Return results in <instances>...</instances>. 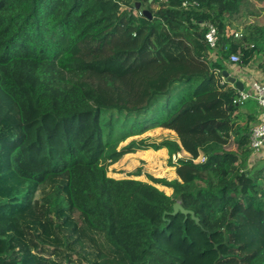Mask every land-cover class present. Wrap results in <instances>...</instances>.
Segmentation results:
<instances>
[{"label": "trees", "instance_id": "1", "mask_svg": "<svg viewBox=\"0 0 264 264\" xmlns=\"http://www.w3.org/2000/svg\"><path fill=\"white\" fill-rule=\"evenodd\" d=\"M247 1L0 0V264H264L260 112L223 75H264ZM149 149L173 178L109 175Z\"/></svg>", "mask_w": 264, "mask_h": 264}, {"label": "rangeland", "instance_id": "2", "mask_svg": "<svg viewBox=\"0 0 264 264\" xmlns=\"http://www.w3.org/2000/svg\"><path fill=\"white\" fill-rule=\"evenodd\" d=\"M242 15L239 17V23H250V22H257V23H264V5L262 3L248 0L243 7ZM243 24L240 25L242 28ZM235 30L234 28L232 29ZM129 34H134V31L131 33L126 31L120 36L122 42L126 41V39L130 36ZM249 88V87H248ZM247 88V89H248ZM173 95H179L180 87H173L172 92ZM248 103H253L256 105V101L250 100ZM262 110V108H261ZM163 130L161 129H154L151 130L139 137L136 138H155L158 137ZM124 144V143H123ZM264 155V150L260 153ZM259 155V154H258ZM258 155L252 156V164L257 162L261 157ZM181 153H177L170 157L168 151L166 149L163 150H139L135 153H130L125 155L120 161L117 163L109 166L108 173L110 176L116 178H123V177H132L138 178L142 180H149L147 174H152L156 177H170L173 178L175 173V167L170 165V161H176L179 157H181ZM251 164V165H252ZM137 169L142 170V175L136 177L135 175H130L131 173L135 172ZM161 189L165 190L167 193H170V190L166 187L160 186Z\"/></svg>", "mask_w": 264, "mask_h": 264}, {"label": "built area", "instance_id": "3", "mask_svg": "<svg viewBox=\"0 0 264 264\" xmlns=\"http://www.w3.org/2000/svg\"><path fill=\"white\" fill-rule=\"evenodd\" d=\"M236 37H241L242 33L236 32ZM206 41L211 48H215L219 42L217 29L213 25H209V30L206 34ZM232 63L239 62V56L234 54L231 57ZM249 100H254L262 108V113L259 121L253 126L250 136V145L254 155L260 154L264 150V81L254 78L250 82L248 89L239 90V96L235 100L236 103H243Z\"/></svg>", "mask_w": 264, "mask_h": 264}, {"label": "crops", "instance_id": "4", "mask_svg": "<svg viewBox=\"0 0 264 264\" xmlns=\"http://www.w3.org/2000/svg\"><path fill=\"white\" fill-rule=\"evenodd\" d=\"M234 76H236V78L238 80H241L244 84V88L247 89L250 86V82L254 79H262L264 81V75L261 74V72H259L256 68H248L246 70H241V69H233V73ZM250 102V101H249ZM257 103V102H256ZM243 111H248L252 114L255 113V115L257 114V111H259V115H258V121L259 118L261 116L262 110L261 107L256 105H253V103H246L244 105ZM163 150V149H161ZM167 150V149H166ZM182 155L184 153H181Z\"/></svg>", "mask_w": 264, "mask_h": 264}, {"label": "water", "instance_id": "5", "mask_svg": "<svg viewBox=\"0 0 264 264\" xmlns=\"http://www.w3.org/2000/svg\"><path fill=\"white\" fill-rule=\"evenodd\" d=\"M136 6H137V9H139L142 12V14H144L145 16H148L149 18L152 17L151 12L145 6H142L140 2H136ZM223 75L227 79L228 82H230L231 84H234L239 90L244 89L243 82L241 80H238L236 76L229 73L228 71H224ZM173 207H174V211H173L174 214L178 213L179 211L185 215L191 214L193 219H195L197 222L199 221V219L195 216V214L192 211L185 209L179 201H177Z\"/></svg>", "mask_w": 264, "mask_h": 264}]
</instances>
